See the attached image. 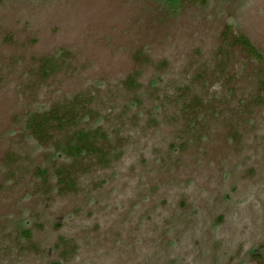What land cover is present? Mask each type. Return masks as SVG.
<instances>
[{
    "label": "rangeland",
    "instance_id": "1",
    "mask_svg": "<svg viewBox=\"0 0 264 264\" xmlns=\"http://www.w3.org/2000/svg\"><path fill=\"white\" fill-rule=\"evenodd\" d=\"M263 81L264 0H0V264H264Z\"/></svg>",
    "mask_w": 264,
    "mask_h": 264
},
{
    "label": "trees",
    "instance_id": "2",
    "mask_svg": "<svg viewBox=\"0 0 264 264\" xmlns=\"http://www.w3.org/2000/svg\"><path fill=\"white\" fill-rule=\"evenodd\" d=\"M177 1V0H169ZM206 3L208 0H196ZM239 45H242L243 48L249 49L255 56L261 59V55L257 52L256 48L251 45V43L243 36H239L237 40ZM50 65V64H48ZM134 80L129 81V85L133 86ZM262 88L264 91V81L262 82ZM82 97L77 96L69 105H62L52 111H46L42 114H31L29 116L26 126L27 129L32 133V136L39 140H46L47 137H50L53 130L56 129H69L70 126H73L77 123L79 124L80 118H88L90 114L83 113L82 116L77 117L75 115L76 109H79L82 101ZM101 130L97 131L80 129L73 133L68 140L61 145L57 144L58 152L57 156L61 158H78L82 155H100L103 150L96 143ZM102 155V154H101ZM104 157L103 160L104 161Z\"/></svg>",
    "mask_w": 264,
    "mask_h": 264
}]
</instances>
